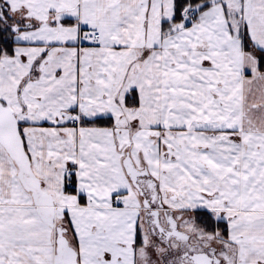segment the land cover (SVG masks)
<instances>
[{
    "label": "snow or ice",
    "instance_id": "1",
    "mask_svg": "<svg viewBox=\"0 0 264 264\" xmlns=\"http://www.w3.org/2000/svg\"><path fill=\"white\" fill-rule=\"evenodd\" d=\"M0 264H264V0H0Z\"/></svg>",
    "mask_w": 264,
    "mask_h": 264
}]
</instances>
